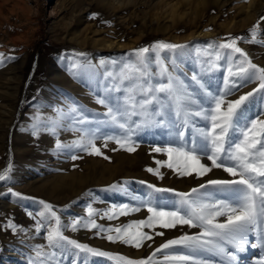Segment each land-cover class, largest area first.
I'll use <instances>...</instances> for the list:
<instances>
[{
    "label": "rangeland",
    "instance_id": "374dc122",
    "mask_svg": "<svg viewBox=\"0 0 264 264\" xmlns=\"http://www.w3.org/2000/svg\"><path fill=\"white\" fill-rule=\"evenodd\" d=\"M93 14L95 18H91ZM261 17L264 0H0V170L12 165L11 179L0 181V264H29L35 259L34 249L47 251L44 231H35L39 201L60 209L58 214L65 224L86 219L91 207L98 213L94 217L97 224L108 229L146 220L151 215L147 211L149 199L154 206L169 210L178 199L174 192H190L215 179L211 178L214 171L221 173L219 179H233L222 169H212L199 179L180 176L167 167L165 153L153 150L167 147L173 140L178 142V132H183L187 141L197 138L198 130L209 124L201 117L183 112L178 115L175 105L165 109V115L154 117L156 123L131 134L137 147L130 153L113 140L105 145L107 137L124 133L104 115L107 107L96 101L98 97L111 98L110 103L115 104L120 98L123 105V86L120 91L113 86L119 83L120 68L136 59L135 50L162 41L186 46L176 53L162 52L161 60L197 99L193 109H207L210 96L204 92L218 95L227 87L224 79L228 65L221 61L216 68L210 66L220 43L229 37L244 38L238 47L252 63L264 68V35L256 43L245 42L258 21L261 27L257 31L264 33ZM150 55L151 70L159 72L160 65L154 54ZM194 75L204 89L193 91ZM156 81L167 83V77L157 75ZM257 87L258 82L248 83L233 90L227 100L238 99ZM157 107L151 106L153 110ZM249 109L252 118L264 112V105L253 103ZM82 118H87V123L77 122ZM140 120V116L131 117V121ZM35 125L42 129L38 135H33ZM81 129L96 130L100 155H89L74 145L84 134ZM57 140L66 147L57 150ZM73 155L77 158L72 159ZM156 161H161L160 176L147 171L157 168ZM202 163L211 165L206 159ZM149 184L172 191L153 192ZM11 192L27 199L14 198ZM124 205L139 211L113 219L104 215L114 210L118 213ZM9 221L16 225V231L7 227ZM181 226L184 228L177 230ZM143 231L153 239L140 248L109 242L95 229L66 230L65 235L93 248L139 260L163 242L186 233L197 234L200 229L177 225ZM155 232L163 235L156 236ZM252 243H259L255 232L249 236L246 250L237 253V264H258L262 249L250 247ZM59 264H69V259H61ZM90 264L109 262L91 258Z\"/></svg>",
    "mask_w": 264,
    "mask_h": 264
},
{
    "label": "snow or ice",
    "instance_id": "6c2138e0",
    "mask_svg": "<svg viewBox=\"0 0 264 264\" xmlns=\"http://www.w3.org/2000/svg\"><path fill=\"white\" fill-rule=\"evenodd\" d=\"M91 18H95V14ZM264 21V17H261ZM260 21L248 33L250 37L245 42L256 43L258 37L264 33L258 32ZM242 37H229L226 42L220 43L210 66L216 68L221 61L227 67V76L224 79L226 89L218 95L207 91L204 95L210 96L208 108L193 109L198 101L191 95L183 81L173 77L162 63L160 54L165 51L176 53L185 48V45L158 41L148 47L135 50L134 61L125 63L119 70V83L113 86L117 91L125 93L124 103L111 104V98L98 97L97 103L107 107L104 114L111 123L118 125L124 135L110 136L120 148L134 152L137 145L132 141L131 134L135 129L156 123L154 117L165 115V109L175 105L177 114L183 112L201 117L209 122L208 126L199 129L197 138L187 141L183 132L176 135L179 141L173 140L167 147L157 146L153 150L165 153L169 162L167 167L173 169L180 176H193L197 179L206 176L212 169H222L233 179H209L190 192H174L178 199L172 202L169 210L154 206L151 199L147 202V211L151 214L146 220H140L115 228L104 229L94 218L96 213L91 207L86 219H73L68 224L62 222L58 214L61 210L50 203L39 201L41 210L35 213V231L39 234L44 231L47 251L44 248L34 249L35 259L29 264H59L61 259H69V264H90L91 258H105L109 264H237V253H242L249 246V236L257 233L259 243H252L250 247L261 248V259L258 264H264V119L260 116L264 112L250 118L249 105L259 103L264 105V68H260L248 57L238 42ZM154 54L160 65L159 72L151 70ZM238 54V55H237ZM78 55L83 56V53ZM3 57L0 56V61ZM9 59H14L9 57ZM112 75V74H110ZM167 77V83L157 82L156 76ZM117 77L113 76L115 80ZM235 78V79H233ZM193 91L204 89V85L194 75ZM127 82V83H125ZM258 82V87L238 99L228 101L227 96L234 94L240 87L248 83ZM163 94V97L160 95ZM137 97H140L137 99ZM171 101L172 103H169ZM200 103H203L202 101ZM158 107L153 110L151 106ZM73 112L77 109L73 107ZM132 116H140L139 122L131 121ZM78 123H87L82 118ZM133 125L135 127H133ZM40 125L33 127V135L41 131ZM47 130V129H44ZM84 133L74 145L88 152L89 155H100V148L96 146L99 137L96 130L81 129ZM66 147L59 140L56 149ZM75 155L72 159H76ZM107 159V157H104ZM206 159L211 161L208 166L202 163ZM157 168L147 169L154 175L160 176L161 161H156ZM12 165L9 163L0 170V181L11 179ZM143 183V182H141ZM116 188V185L110 186ZM153 192H169L166 188H157L147 185ZM211 188L214 191H208ZM203 190V191H202ZM12 197L27 199L20 193L11 192ZM223 198L216 199L217 195ZM129 211H139V208H129L124 205L118 213H105L108 219L117 215H126ZM33 216V213H29ZM223 217V221L220 218ZM177 225H187L189 228H199L197 234H184L169 239L160 244L145 259L133 260L119 254L102 251L88 244L81 243L65 235L66 230L73 232L81 228L88 231L96 230L97 235L109 242L117 241L135 248L143 246L146 240H152V235L144 232V228L170 229ZM7 227L16 231V225L9 221ZM115 233L112 235L111 233ZM162 236L163 232H155ZM151 247V245H149ZM215 257L217 259H209Z\"/></svg>",
    "mask_w": 264,
    "mask_h": 264
},
{
    "label": "bare ground",
    "instance_id": "6f19581e",
    "mask_svg": "<svg viewBox=\"0 0 264 264\" xmlns=\"http://www.w3.org/2000/svg\"><path fill=\"white\" fill-rule=\"evenodd\" d=\"M254 15V14H253ZM252 17V16H251ZM254 17V16H253ZM217 170V169H216ZM213 171V170H212ZM221 171V170H220ZM216 172H218V171H214V175L211 177V178H215V179H219V178H221L220 176H218L219 174H221L220 172L219 173H216ZM223 177V176H222ZM184 228V226H181V227H178V229L177 230H181V229H183ZM164 239V238H163Z\"/></svg>",
    "mask_w": 264,
    "mask_h": 264
}]
</instances>
